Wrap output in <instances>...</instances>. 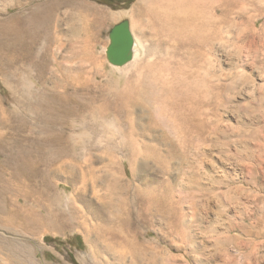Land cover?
Listing matches in <instances>:
<instances>
[{"label": "rangeland", "instance_id": "1", "mask_svg": "<svg viewBox=\"0 0 264 264\" xmlns=\"http://www.w3.org/2000/svg\"><path fill=\"white\" fill-rule=\"evenodd\" d=\"M31 1L19 3L23 13L33 6ZM62 1L66 5L59 4L54 11L59 62L75 66L82 60L89 75L118 83L117 68L107 59L106 48L112 27L127 22L135 39V61L140 71L157 79L165 77V64L183 75L189 72L187 96L173 111V119L182 122L185 130L168 136L174 147L169 152L174 159L168 177L172 189L168 199L178 201L179 207L167 218L152 212L149 227L137 226L133 216L141 214L144 203L135 200L133 189L160 188L166 184V177L150 160L139 157L134 167H124L120 152L113 153L111 163L104 153H89L84 157L93 160L96 175L104 179L96 187L95 196L89 194L94 203L100 204L101 197H108L109 180L120 176L130 180L131 196H126L120 209L116 206L109 213L110 222L105 224L109 225L105 230L119 235L110 243L101 241L92 248L82 231L37 233L23 240L32 249L36 263L115 264L117 256L124 254L125 260L118 258L117 263L130 264L129 251L139 245L147 257L152 253L156 256L157 264H264V0H42ZM0 8V17L18 14L15 5L5 12L4 0H0ZM210 9L215 13L211 50L215 86L211 88L201 82L209 69L210 49L198 39L208 33ZM256 17V34H247L246 29ZM1 76L0 99L14 111L11 104L18 108L13 101L15 97L19 101L18 90L16 94L14 87L9 91ZM23 80L33 85L28 76ZM94 157L104 161H95ZM181 162L182 167L178 166ZM60 188L70 190L63 184ZM0 224L3 229L16 228L5 216ZM127 224L132 225L130 232ZM1 232L15 238L12 233ZM91 250L97 255L93 257Z\"/></svg>", "mask_w": 264, "mask_h": 264}, {"label": "bare ground", "instance_id": "2", "mask_svg": "<svg viewBox=\"0 0 264 264\" xmlns=\"http://www.w3.org/2000/svg\"><path fill=\"white\" fill-rule=\"evenodd\" d=\"M4 2L5 12L15 5L18 14L0 17L1 80L9 91L13 87V91L17 89L20 98L19 101L13 98L19 104L18 108L11 104L14 111L0 99V153L4 156L0 160V218L5 216L6 221L16 225V228L3 229L0 224V231L15 236L0 234V264H38L33 259L32 249L23 242L24 238L37 233L82 231L92 248L101 241L110 243L119 235L105 230L109 227L105 224L109 221V213L124 204L131 191L130 180L128 176V181L121 176L109 180L108 197H101L100 204L94 203L89 194L95 196L96 187L104 179L96 175L93 160L84 157L89 153H104L110 162L113 153L120 152L124 167H134L139 157L152 161L166 177V184L146 191L132 188L135 200L144 203L141 214L135 212L133 218L136 217L137 226L152 222V212L167 218L179 207L178 201L174 202L172 197L168 199L172 191L168 177L172 175L174 159L169 154L174 147L168 136L185 130L182 122L179 124L173 119V111L187 96L189 72H185V76L165 64L162 68L165 77L157 79L140 71L135 61L138 57L136 43L130 30L134 42L131 59L126 64H132L121 69L122 66L114 65L119 75L118 83L102 80L96 74L89 75L82 60L75 66L57 60L54 11L59 4L66 5L64 1L32 0L34 4L29 11L27 8L26 14L19 4L21 0ZM208 15V33L198 39L203 47L210 49L207 54L209 69L205 70L201 82L211 88L215 86L214 54L211 52L215 26L213 9ZM258 19L251 20L247 34H256ZM97 23L94 22L93 28ZM132 68L134 71L130 72ZM24 76H28L35 88L25 83ZM94 160L104 161L100 157ZM178 166L182 167L183 163ZM139 168L144 169V166ZM195 173L198 179L202 178L197 172L193 175ZM207 179L212 182L209 177ZM62 184L70 190L66 192L60 188ZM131 226L127 227L129 232L133 229ZM90 254L97 255L94 250ZM147 255L143 247L136 245L129 251L130 264H157L153 253ZM125 258L123 254L119 260ZM117 262L115 264H119Z\"/></svg>", "mask_w": 264, "mask_h": 264}, {"label": "water", "instance_id": "3", "mask_svg": "<svg viewBox=\"0 0 264 264\" xmlns=\"http://www.w3.org/2000/svg\"><path fill=\"white\" fill-rule=\"evenodd\" d=\"M134 39L128 23H120L112 27L109 33V45L106 57L112 65L124 66L131 59Z\"/></svg>", "mask_w": 264, "mask_h": 264}]
</instances>
